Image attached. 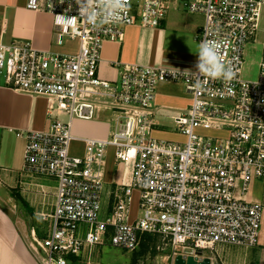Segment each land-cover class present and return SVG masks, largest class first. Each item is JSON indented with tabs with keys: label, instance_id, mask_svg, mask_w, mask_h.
<instances>
[{
	"label": "built area",
	"instance_id": "obj_1",
	"mask_svg": "<svg viewBox=\"0 0 264 264\" xmlns=\"http://www.w3.org/2000/svg\"><path fill=\"white\" fill-rule=\"evenodd\" d=\"M127 2L118 22L93 26L79 16L75 0H28L30 11L53 15L60 41H79L76 54L0 43L5 86L47 99L48 116L56 117L48 131L26 134L23 172L56 182L54 211L40 214L49 223L47 234L31 231L36 252L45 264H69L96 246L135 252L144 234L159 236L174 257H202L219 245L256 248L264 207L245 198L255 181L264 180V46L258 78L244 79L243 70L264 0ZM174 2L203 16L196 39L222 44L234 79L142 65L122 66L117 81L101 79L104 44L120 41L128 26L160 27ZM61 15L72 19L65 23ZM165 82L184 85L191 97L189 107L171 117L182 142L153 137L157 88ZM103 111L113 116L108 137L83 139L85 155L72 154L73 122L93 121ZM110 148L118 165H131V181L117 186L112 210L101 219ZM135 191L142 217L130 222ZM82 225L87 227L84 237Z\"/></svg>",
	"mask_w": 264,
	"mask_h": 264
},
{
	"label": "crops",
	"instance_id": "obj_2",
	"mask_svg": "<svg viewBox=\"0 0 264 264\" xmlns=\"http://www.w3.org/2000/svg\"><path fill=\"white\" fill-rule=\"evenodd\" d=\"M27 3L28 0H0V43L6 45L14 42L29 43L38 51L58 54H76L79 51L78 40L69 38L59 40L54 28L53 15L30 11ZM203 24L202 15L190 14L180 3L174 2L169 4L167 16L160 27L156 29L136 25L126 27L120 41H109L104 44L99 72L101 79L117 81L124 65H142L183 72L195 71L199 46L196 36ZM253 45L261 49L264 46V9L259 29L250 43V46ZM190 104L191 97L184 85L172 82L160 84L155 102L158 114L155 117L153 137L165 141H176L172 139L179 138L182 141V136L166 128L174 125L171 117L176 111L187 109ZM105 114L106 111L100 112L93 121L73 122L75 139L71 145V152L75 148L79 156H84L83 139L101 140L108 137L109 121L113 116L106 117ZM57 118L62 121L68 120L62 115ZM55 119L56 117L48 116L47 99L13 91L5 86L4 78L0 75V264H45L43 256L35 250L31 231L36 230L39 237L47 234L49 223L43 222L40 214L53 213L56 186L54 185L50 191L45 184L48 178L32 177L23 172L24 151L26 134L48 131ZM131 172V165L116 163L114 150L110 154L107 153L103 177L104 192H107L108 200L106 214H109L113 207V192L117 186L130 183ZM254 184L245 199L264 207V191H254ZM135 197L137 210L140 211V192L135 191L130 208V222L139 218L138 214L133 215ZM48 198H51L50 202L47 201ZM262 227L263 232L260 233L256 248L243 249L219 245L213 252L205 251L202 258H209L211 264H247L248 260L254 264H264V210ZM86 232L87 227L82 225L80 235L84 237ZM151 237L158 240L154 250L160 249L163 244L161 238L157 235ZM99 247L101 246L84 249L78 257L79 263L70 258L69 264H86V261H90V255ZM176 257L168 251L158 256L154 254L147 259L151 260V264H175Z\"/></svg>",
	"mask_w": 264,
	"mask_h": 264
},
{
	"label": "clouds",
	"instance_id": "obj_3",
	"mask_svg": "<svg viewBox=\"0 0 264 264\" xmlns=\"http://www.w3.org/2000/svg\"><path fill=\"white\" fill-rule=\"evenodd\" d=\"M79 16L85 18L93 26L118 22L125 9L127 0H75ZM65 23L72 18L59 17ZM195 70L203 76L213 80L230 82L236 73L230 62H226L222 52V44L216 40L201 41L196 53ZM199 87V82L197 83Z\"/></svg>",
	"mask_w": 264,
	"mask_h": 264
},
{
	"label": "rangeland",
	"instance_id": "obj_4",
	"mask_svg": "<svg viewBox=\"0 0 264 264\" xmlns=\"http://www.w3.org/2000/svg\"><path fill=\"white\" fill-rule=\"evenodd\" d=\"M251 41L249 42L247 48H246V56H245V65H244V70H243V77L246 80H255L258 78V73H259V62L262 56V49L259 46L253 45L250 46ZM111 115L110 112H107V114H105L104 116H108ZM112 120V118L110 119V121ZM109 121V122H110ZM166 130L172 132V133H178L176 130V127H174V125L170 126L169 128H166ZM172 140H176L174 142H182L184 139L179 138H175ZM114 150V154H115V149L114 148H110L108 150V153H112V151ZM76 149L73 148V153L75 155H78L77 152H75ZM72 153V154H73ZM79 156V155H78ZM23 174V173H22ZM262 180H258L255 181L254 183V191H264V182H261ZM260 182V183H259ZM46 186L48 187V190L51 191V189L53 188V186H56V182L54 180L48 179L45 182ZM252 184V185H253ZM251 185V186H252ZM107 192L105 191L103 194V201H102V213H101V219H106V217L108 216L106 208H107V196H106ZM135 200V204L133 206V215L136 216L137 214L139 215V217H142V211H138L137 210V201H136V197L134 198ZM48 202L51 201V198H48L47 200ZM261 233L263 232V227L261 226ZM163 248V249H162ZM168 251H170L171 253V249L163 244H161L160 249H156L154 250L152 249H143L141 247H139V249L135 252H130V251H125L119 248H114L112 246L109 245H104L99 247L96 251H94L91 255H90V261H86V264H151V260L147 259V257H152L154 254L155 256L157 255H161L164 253H167ZM90 262V263H89ZM247 264H254L252 263L251 260L246 261Z\"/></svg>",
	"mask_w": 264,
	"mask_h": 264
},
{
	"label": "water",
	"instance_id": "obj_5",
	"mask_svg": "<svg viewBox=\"0 0 264 264\" xmlns=\"http://www.w3.org/2000/svg\"><path fill=\"white\" fill-rule=\"evenodd\" d=\"M175 264H211L209 258L194 257L193 255H177Z\"/></svg>",
	"mask_w": 264,
	"mask_h": 264
},
{
	"label": "trees",
	"instance_id": "obj_6",
	"mask_svg": "<svg viewBox=\"0 0 264 264\" xmlns=\"http://www.w3.org/2000/svg\"><path fill=\"white\" fill-rule=\"evenodd\" d=\"M157 241L158 240L153 239L150 234H144L141 237L140 247L147 250L152 248L155 249L157 246ZM72 261H74L75 263H79L80 260L78 259V257H72Z\"/></svg>",
	"mask_w": 264,
	"mask_h": 264
}]
</instances>
